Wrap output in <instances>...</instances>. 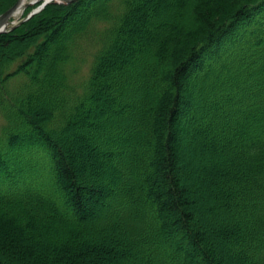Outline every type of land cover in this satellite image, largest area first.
Returning a JSON list of instances; mask_svg holds the SVG:
<instances>
[{
  "label": "trees",
  "instance_id": "1",
  "mask_svg": "<svg viewBox=\"0 0 264 264\" xmlns=\"http://www.w3.org/2000/svg\"><path fill=\"white\" fill-rule=\"evenodd\" d=\"M0 112V264H264V0L52 1Z\"/></svg>",
  "mask_w": 264,
  "mask_h": 264
},
{
  "label": "rangeland",
  "instance_id": "2",
  "mask_svg": "<svg viewBox=\"0 0 264 264\" xmlns=\"http://www.w3.org/2000/svg\"><path fill=\"white\" fill-rule=\"evenodd\" d=\"M27 5L23 7V9L15 16L12 18V24L17 23L21 19H25L26 16L34 9H36L40 3L41 0H26ZM37 4V5H36ZM35 6L32 9L27 8L28 6ZM27 8V9H26ZM30 9V10H29ZM29 10V11H28ZM26 12V16L24 15ZM24 15V16H23ZM88 44V43H87ZM95 49L92 46H85V48H79V51L76 53L74 52V56L71 60V63L69 65V74L72 82H75L76 84L80 83L81 81L84 80L85 76L88 73L89 66L92 61V54ZM16 78H14L15 80ZM2 113L0 112V128L3 125V117L1 115ZM180 152L179 154H181Z\"/></svg>",
  "mask_w": 264,
  "mask_h": 264
},
{
  "label": "water",
  "instance_id": "3",
  "mask_svg": "<svg viewBox=\"0 0 264 264\" xmlns=\"http://www.w3.org/2000/svg\"><path fill=\"white\" fill-rule=\"evenodd\" d=\"M52 1L71 3L77 0H41L40 5L36 9L32 10L26 18L40 11L46 4ZM26 5L27 3L25 0H16L10 7L0 13V33L6 31L10 27L12 18L15 17Z\"/></svg>",
  "mask_w": 264,
  "mask_h": 264
},
{
  "label": "bare ground",
  "instance_id": "4",
  "mask_svg": "<svg viewBox=\"0 0 264 264\" xmlns=\"http://www.w3.org/2000/svg\"><path fill=\"white\" fill-rule=\"evenodd\" d=\"M25 2H26V0H25ZM25 7V6H24Z\"/></svg>",
  "mask_w": 264,
  "mask_h": 264
}]
</instances>
